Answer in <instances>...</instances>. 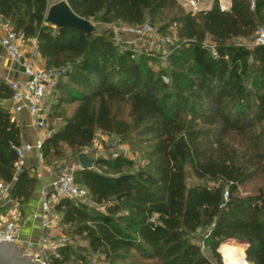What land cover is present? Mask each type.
<instances>
[{
  "label": "trees",
  "instance_id": "obj_1",
  "mask_svg": "<svg viewBox=\"0 0 264 264\" xmlns=\"http://www.w3.org/2000/svg\"><path fill=\"white\" fill-rule=\"evenodd\" d=\"M65 2L83 21L133 27L155 26L171 11L158 31L174 40L162 67L112 36L57 29L47 0H0V22L36 39L47 68L71 67L45 103L41 159L52 168L66 150L83 155L100 132L146 161L136 167L119 154L74 172L92 206L54 204L56 228L73 238L56 264H222L217 251L227 241L246 247L248 264H264V46L245 44L264 29V0H231L226 11L215 0L196 16L177 0ZM12 95L0 76V181L11 185L0 214L29 203L38 184L32 169L17 167ZM187 168L198 182L189 188Z\"/></svg>",
  "mask_w": 264,
  "mask_h": 264
},
{
  "label": "built area",
  "instance_id": "obj_2",
  "mask_svg": "<svg viewBox=\"0 0 264 264\" xmlns=\"http://www.w3.org/2000/svg\"><path fill=\"white\" fill-rule=\"evenodd\" d=\"M201 0H188L190 14L196 16L205 10L200 8ZM222 11L227 9L220 6ZM131 33L136 36H144L154 32V27L150 22L142 26L133 27ZM169 42L168 40H163ZM252 46H264V29H261L254 36ZM0 46L5 50L10 60L16 63L26 77L24 81H11L9 87L13 92L12 99L7 103L12 118L16 116L27 115L34 120V126L37 129V141L34 145L21 144L15 148L19 162L18 170L21 171L25 159L34 153L41 158L42 141L47 132V111L45 108V94L52 90L54 86L71 71L70 66L61 68H47L41 66L37 61L39 58L36 39L26 40L23 36L17 34L8 24L0 22ZM168 84L169 79L163 78ZM37 178L41 179L38 175ZM11 185L0 181V207L4 206L10 198ZM227 194H225V198ZM69 199L85 205L90 201L87 191L75 182L74 172H64L58 178L50 183L41 193L40 214L43 230L50 229L55 225L54 219L50 218L52 214V202H58L60 199ZM18 226L15 221L9 220L0 224V242H11L17 244L22 252L32 258L43 262L44 264H56L59 260V249L65 246V239L57 238L55 241L40 238L38 241H21L18 236Z\"/></svg>",
  "mask_w": 264,
  "mask_h": 264
},
{
  "label": "rangeland",
  "instance_id": "obj_3",
  "mask_svg": "<svg viewBox=\"0 0 264 264\" xmlns=\"http://www.w3.org/2000/svg\"><path fill=\"white\" fill-rule=\"evenodd\" d=\"M64 1L65 0H47V3L51 7L57 3L64 2ZM214 1L215 0H213V3H214ZM177 2L179 3L180 7H182L186 13H190L189 7H188V0H177ZM218 3L220 6L222 5V7L226 8V6L224 4H222V2L220 0H218ZM203 5H205V1L201 0L200 8L203 10H206L207 8H205ZM206 5H207V3H206ZM212 6H213V4H212ZM207 7H208V5H207ZM172 14L173 13H171V11L166 10L165 16L161 19V22H160V20H157V23L155 24V26H153L154 32L147 34V35H144V36H139V35L136 36L135 34L131 33L130 30L134 29L133 26H128L121 21H119L117 23H113V24H103V23L98 22L96 19H92V20L85 21V26L96 34H99V35L101 34V35H105V36H112L113 41L117 45L118 44L123 45L121 47L122 49L130 47V48H133L134 51H137L139 53L140 52H146L148 54H152L153 56H155L154 58L156 59L157 64L158 65L160 64V66L165 67L166 66V58L165 57L169 53V48H170L171 44H173L174 34H173V32H171V33H168L167 35H162L159 33L158 29L160 28V26H162L163 23H166L169 21ZM146 22H150V20H146ZM139 27L140 26H138V28ZM163 40H168L169 42H166ZM252 42L253 41L245 42V44L250 46ZM206 43L212 46V44L210 43L209 40H207ZM38 53H39V51H38ZM37 61L40 63L41 66H46L45 62H44V60H42L40 54H39V58H37ZM52 96H53L52 90H48L45 94L44 102L46 104H50V102L52 100ZM47 135H48V132L45 133V137ZM137 151H139V149ZM82 153L84 156H86V157L89 156V157H92L94 159H97V158H114L115 156H117L119 154H123L124 156L132 159L133 161H136L137 162L136 167L144 166L146 164L145 159L140 157L139 152H136L135 154H133V149L131 148V146L129 145L128 142H120L114 136H107V135L101 134L100 132L96 133L95 140H94L93 144L90 147H88L87 149H84ZM65 154H66L65 158H63L61 161H59V163L71 164L72 162H74V163L77 162L79 164L77 156H74L73 154H71V152L69 150H66ZM137 157H139L138 160H137ZM24 168H25V165L22 167V170ZM66 172H71V171H66ZM186 184H187V188L195 186L198 184V182L194 179V177L191 173V170L189 168H187V170H186ZM253 184H256V183H252V185ZM56 203L57 202H54V201L52 202L51 211L53 209L54 204H56ZM88 205L92 206L91 200L88 202ZM36 217L41 221L39 215ZM50 218L52 220L54 219V223H55L54 226L56 228V224H57L56 218L57 217L53 213V211H52V214L50 215ZM41 225H42V221H41ZM60 236H62L61 238L65 239L66 245L71 244L73 242L71 232H69L68 230L63 231L62 228H58V226H57L56 239L59 238ZM203 238H204V235L197 236V242L201 246L203 253H205L207 256L211 257V254H210L209 250L207 249V246L203 242ZM244 248L246 251L245 246H244ZM217 253L220 255L221 262L223 264V257L219 253V249H218ZM245 258H246V255H245ZM91 259L93 260V262H95L96 257L91 258Z\"/></svg>",
  "mask_w": 264,
  "mask_h": 264
},
{
  "label": "crops",
  "instance_id": "obj_4",
  "mask_svg": "<svg viewBox=\"0 0 264 264\" xmlns=\"http://www.w3.org/2000/svg\"><path fill=\"white\" fill-rule=\"evenodd\" d=\"M205 11H209L212 8L213 0H204ZM222 4L226 6V9H230L231 0H220ZM208 7H207V5ZM0 76L7 83L11 81H24L26 77L22 73V69L14 62H12L5 52V50L0 46ZM16 122L17 126L20 128L21 132V144H31L34 145L37 141V129L34 126L33 118L24 115L16 116L12 118ZM89 159L92 157L87 156ZM24 169H32L35 175H40L41 179H38L37 188L35 193L31 197L29 203L20 206L16 205L15 208L9 209L0 214V224L5 223L9 220L16 222L18 226V236L21 241L35 240L45 238L55 241L57 235V228L52 227L50 229L43 230L41 221L36 217L40 214V201L41 193L46 187L50 185L52 181L58 178L62 173L66 171H76L80 169V164L77 162H72L71 164L59 163L54 167L50 168L41 158H39L35 153L28 156L25 160ZM23 169V170H24Z\"/></svg>",
  "mask_w": 264,
  "mask_h": 264
},
{
  "label": "water",
  "instance_id": "obj_5",
  "mask_svg": "<svg viewBox=\"0 0 264 264\" xmlns=\"http://www.w3.org/2000/svg\"><path fill=\"white\" fill-rule=\"evenodd\" d=\"M47 21L57 29H74L77 31L90 30L85 21L77 17L64 2L57 3L49 8ZM81 170H91L95 160L84 155L77 156ZM0 264H44L22 252L21 248L11 242H0Z\"/></svg>",
  "mask_w": 264,
  "mask_h": 264
},
{
  "label": "bare ground",
  "instance_id": "obj_6",
  "mask_svg": "<svg viewBox=\"0 0 264 264\" xmlns=\"http://www.w3.org/2000/svg\"><path fill=\"white\" fill-rule=\"evenodd\" d=\"M219 253L223 257V264H248L244 245L237 241H227L221 244Z\"/></svg>",
  "mask_w": 264,
  "mask_h": 264
}]
</instances>
